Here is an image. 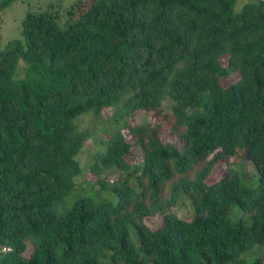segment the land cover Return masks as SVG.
I'll list each match as a JSON object with an SVG mask.
<instances>
[{
	"label": "trees",
	"instance_id": "16d2710c",
	"mask_svg": "<svg viewBox=\"0 0 264 264\" xmlns=\"http://www.w3.org/2000/svg\"><path fill=\"white\" fill-rule=\"evenodd\" d=\"M235 2L25 12L0 49V264H264V0ZM82 115L100 138L76 181Z\"/></svg>",
	"mask_w": 264,
	"mask_h": 264
},
{
	"label": "rangeland",
	"instance_id": "374dc122",
	"mask_svg": "<svg viewBox=\"0 0 264 264\" xmlns=\"http://www.w3.org/2000/svg\"><path fill=\"white\" fill-rule=\"evenodd\" d=\"M1 1V0H0ZM73 0H14L9 5L0 10V49H2L5 43L8 40L13 38H18L19 30H20V21L24 16L25 12L29 10H33L38 8L39 6L47 5L49 2H56L59 7L67 6ZM247 1H255V0H236L233 12H239L241 5ZM235 75H230L222 79V84L227 85L235 78ZM111 112V109H102L101 116L105 117ZM141 119H144V115L141 113L134 117V122H138ZM76 124L78 128H88L91 130V136L84 142V149L82 153L78 156L79 163L81 165V174L76 178V181H81L83 179V172L87 169L88 164L92 162V154L96 151L98 146V139L100 138V127L98 120H94L93 118L86 117L84 115L78 117L76 119ZM122 133L127 139H130L125 128L122 129ZM132 155L128 158L129 162H132L134 159L141 160L140 152L137 148L133 147L131 149ZM246 166L251 170V178L249 180L244 179L247 183H252L257 178V173H255L253 165L246 161ZM225 169V163L219 162L212 170V173L206 179V182L209 183L214 181L218 177L222 175ZM116 172L108 173L107 177L109 179H114ZM167 189H164V193L166 194ZM180 203H177L175 206H172L170 210L175 212L177 215L185 214V205L181 203V200H178ZM237 209L233 208L229 211L228 216L231 220H234L237 216ZM161 220V216L159 214H155L154 216H148L144 218V223L149 228H155ZM31 251V245L27 242L25 250L22 252L24 257H27Z\"/></svg>",
	"mask_w": 264,
	"mask_h": 264
}]
</instances>
